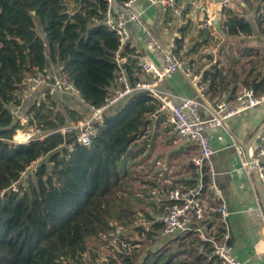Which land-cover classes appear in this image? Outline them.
I'll list each match as a JSON object with an SVG mask.
<instances>
[{
	"label": "trees",
	"instance_id": "obj_1",
	"mask_svg": "<svg viewBox=\"0 0 264 264\" xmlns=\"http://www.w3.org/2000/svg\"><path fill=\"white\" fill-rule=\"evenodd\" d=\"M105 6L106 0H0V264H89L96 257L89 244L114 230L115 218L129 217L117 195L126 193L125 163L138 149L149 115H164L147 91H133L107 107L97 137L89 145L75 144L72 152L56 148L63 140L57 133L18 145L10 139L26 128L9 114L20 104L15 91L25 75L61 64L89 104L100 105L111 93L119 41L101 24ZM227 15L226 34H250L243 15L232 10ZM119 51L130 58L127 45ZM134 64L131 58L124 64L130 80ZM247 85L261 94L264 77ZM74 103L54 94L27 112L31 122L52 131L83 118ZM38 158L25 188L12 191L19 171ZM160 229L154 222L148 232L159 236Z\"/></svg>",
	"mask_w": 264,
	"mask_h": 264
},
{
	"label": "built area",
	"instance_id": "obj_2",
	"mask_svg": "<svg viewBox=\"0 0 264 264\" xmlns=\"http://www.w3.org/2000/svg\"><path fill=\"white\" fill-rule=\"evenodd\" d=\"M139 1L121 0L119 3L117 0H106L101 24L118 37L119 47L115 53L117 63L115 86L104 102L100 105L89 104L86 98L81 96L74 81L63 73L61 64L49 65L34 74L25 75L15 91V98L20 99V104L12 105L9 114L26 128L16 129L11 135V142L18 145L32 140L41 141L45 136L57 133L63 137V140L56 148L61 152H72L75 144L89 145L97 137L107 107L133 91H147L158 103L157 112L164 113L165 123L171 126L177 139L181 143L190 142L195 148L189 159L190 175L168 174L159 182V186H153L149 191V199L161 206V212L153 219L142 220L145 231H149L154 222H159L161 236L186 235L188 249L193 254V258L202 264H242L232 252V235L227 221L230 212L216 181L218 173L212 165L213 150L206 131L223 127L228 118L264 103V92L258 94L252 87L243 86L233 96L230 93L221 97L209 96L207 94L209 85L203 75V69L194 72L191 67L184 66L180 53L177 52L179 42L183 38L180 31L182 24L172 34L170 45L164 46L151 33L147 21L136 9L135 4ZM147 1L151 6L168 10L176 16L179 24L186 14L185 8L198 13L197 27L207 30L209 35L218 40L216 46L221 45L224 40L221 30L226 21L225 13L235 2V0H190L188 7H182L178 0ZM261 3L264 4V0H261ZM257 14L263 18L259 24L262 27L260 36L264 41V8H259ZM127 23H133L142 30L147 38L148 52L161 57L160 65L150 59L142 60L138 64L140 69L138 77L133 80H129L124 72V64L129 62V58L119 55V50L130 38ZM182 69L184 75L189 78L196 96L174 102L168 94L159 89V84ZM258 70L264 77V63ZM55 92L66 93L76 98L87 107L88 113L84 119L70 121L52 131H43L34 121L31 122L33 118L27 110L30 106L42 105L44 100ZM202 107L208 112L207 116L199 113ZM258 133L255 150L243 151L237 147L233 138L229 146L238 154L239 169L249 177L253 173L256 181L264 185V126ZM39 160L40 158L31 161L19 171L18 180L9 187L12 191H18L20 186L22 189L25 188L27 173L37 171ZM3 193L4 191H0V197ZM256 209L260 213L259 231L264 240L262 211L258 207Z\"/></svg>",
	"mask_w": 264,
	"mask_h": 264
},
{
	"label": "crops",
	"instance_id": "obj_3",
	"mask_svg": "<svg viewBox=\"0 0 264 264\" xmlns=\"http://www.w3.org/2000/svg\"><path fill=\"white\" fill-rule=\"evenodd\" d=\"M189 1L190 0H178V3L182 5V7H188ZM135 7L141 13V17L147 21L151 33H153L164 46L170 45L172 34L177 30L178 26L182 24L180 31L183 38L179 42L177 52L180 53V59L183 65L191 67L194 72H199L203 69V75L209 85V90L207 92L209 96L221 97L222 95L230 93L223 91V86L221 85V81H219L220 76L217 70L210 69L211 67L213 68L212 65H215L218 70L220 69L219 63H217L219 58L216 52L221 45H215V47L211 46V50L207 49V46H209L207 37H211L215 42L218 40L209 35L207 30L197 27L196 19L199 18L198 13L191 12L189 9L185 8L184 11L186 14L179 24L176 16L172 15L168 10H161L155 6L149 5L147 0H140L135 4ZM259 8L264 7L259 6L253 10L252 13H249L250 10H252L251 0H235L234 4L229 6V9L225 13L226 21L228 19L227 14L231 10L235 11L243 15L244 18L251 23V26L253 22H257L255 28L259 36L260 31H262V27L259 23L261 19H263L260 14H257ZM249 15L251 20L247 18ZM225 23L221 30L224 38L226 37ZM126 27L130 37L126 45L130 51L129 57L131 58V62L135 63L133 76L137 78L140 72L138 64L142 62V60L150 59L160 65L161 57L148 52L147 38L142 30L133 23H127ZM197 44H199L201 48L196 49L195 46ZM221 60H223V58ZM124 72L127 77L126 71ZM214 75L215 78L212 80V84L211 79ZM261 77L263 76H258V78ZM254 78L256 80L258 79L257 76H254ZM244 82L245 83L239 88L250 86L247 85V81ZM233 84H235V86L238 85L236 81ZM239 88L236 87L235 90L239 92ZM159 89L168 94L174 102H179L185 97L194 98L196 96L189 78L184 75L183 69L177 70L170 77L162 80L159 84ZM231 91L233 92V90ZM263 92L264 89L261 93ZM54 94H59L61 98L64 101L67 100L68 103H73L74 101L78 112L81 114V117H83L82 119L87 115V107L85 105L82 106L76 98L69 94L59 92H55L51 94V96ZM29 103L30 101H28V104ZM199 113L202 116L208 115V112L203 107L199 109ZM162 116L163 118L160 119L159 115H149V126H147V123L141 134L144 138L140 136L136 140L138 149L136 152L134 150L133 158H128L125 163V170L128 169L129 165L135 166L134 172L137 174L136 180L138 184L135 185V192L133 193L138 197L145 198L147 201L149 199L148 193L151 188L153 186H159V182L162 181L165 176H168V174L173 176L190 175L188 172L190 165L189 159L193 155L195 148L190 142L181 143L174 134L171 126L165 123V116ZM161 122L165 125L161 126ZM262 126H264V103L243 111L242 114L228 118L223 127L212 128L206 131L209 135L211 148L213 150L212 165L218 173L216 181L224 195V200L230 212L227 221L229 231L232 235V252L241 260L242 264H264V240H262L259 231L261 225L260 213H258L256 209V207H258L262 211V219H264V185L256 181L258 186L255 188L251 177L247 176L245 172L239 169L238 154L229 146V142L231 138H233L237 147L241 148L243 151L248 152L249 150H255L258 143V132ZM147 128L149 129V133L145 135L144 132ZM127 177L126 175L124 182L128 181ZM258 192L260 196H258ZM147 212L156 217L161 212V206L153 201ZM153 216L151 219L154 218ZM161 238L162 243L165 244L167 242L174 248L177 247L179 250L178 253L183 252V249L180 248V241L178 238H181L187 243V240H185L186 235L173 234L162 236Z\"/></svg>",
	"mask_w": 264,
	"mask_h": 264
},
{
	"label": "rangeland",
	"instance_id": "obj_4",
	"mask_svg": "<svg viewBox=\"0 0 264 264\" xmlns=\"http://www.w3.org/2000/svg\"><path fill=\"white\" fill-rule=\"evenodd\" d=\"M260 2L261 0H251L252 10L249 13H252L259 6L264 7V4ZM247 18L251 20L250 15ZM256 25L257 22L252 23L250 35L240 34V36H235L226 34L220 48L216 52L219 58L217 63H219L220 69L218 70L215 65H212L213 68L210 66V69L217 70L223 91L230 92L231 95L238 93L235 88H239L245 83L244 81L251 83L255 81L254 76H257V78L261 76L258 73V68L264 63V41L260 36L261 34L258 36L255 28ZM207 39L209 43L207 49L211 50V46L215 47L216 42L211 37H207ZM222 58L223 60H221ZM235 81L238 83L237 86L233 84ZM160 124L161 126L165 125L162 122ZM147 126H149V123ZM148 128L144 132L145 135L149 133ZM134 167L133 165H129L128 169H126V175L128 176L127 184L124 187L126 193H117V195L122 196L120 198L121 205L127 208L128 211L125 214L129 217H122L121 220L115 218L113 220V224L115 225L114 230H109L105 235L102 234L104 238L100 239L99 244H97V241L89 244L88 247H92L96 255L95 259L89 258V264H110L109 260L112 256H114V264L127 259V263L131 262L130 264H153L154 260H162L161 263L165 264V261L169 258L168 264H202L199 260L193 258V254L188 250V244L181 238L178 239L183 252L178 253L177 247L174 248L167 242L165 244L161 242V234L156 236L147 230L145 231L142 220L144 218L151 219L153 216L151 213H149L151 214L150 217L145 214L152 205V202L149 201L151 199L147 201L145 198L138 197L133 193L135 192V185L138 184ZM250 177L254 187L257 188L255 176L251 174ZM258 196H260L259 192Z\"/></svg>",
	"mask_w": 264,
	"mask_h": 264
}]
</instances>
